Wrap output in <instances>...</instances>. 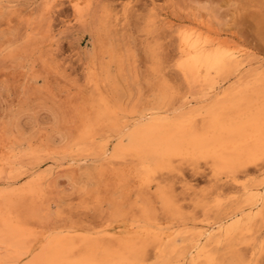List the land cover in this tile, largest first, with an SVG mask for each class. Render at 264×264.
Instances as JSON below:
<instances>
[{
    "label": "bare ground",
    "instance_id": "1",
    "mask_svg": "<svg viewBox=\"0 0 264 264\" xmlns=\"http://www.w3.org/2000/svg\"><path fill=\"white\" fill-rule=\"evenodd\" d=\"M11 1L0 0V25L7 28L13 26L12 13L8 15L5 8V3ZM88 2L90 0H72L73 10L81 12ZM23 20L29 24L32 21L30 18ZM105 25L103 18L94 31L101 48L103 65L99 67L94 59L87 65L88 82L92 84L94 94L86 95L80 91L78 98L68 101L67 106L72 108L70 119L57 114L58 122L64 126V131L59 135L62 140L68 139V144L55 147V138L42 135L38 143L30 142L27 149L22 151L24 143L29 140H23L20 134H11L8 127L0 130V176H10L14 179L12 184L23 181L18 187L0 188V264H151L153 257L166 256L164 252L166 245L168 249V240L175 238H172L174 233L171 228L188 221L183 215L184 205L177 197V189L181 190H178L180 194L184 192L190 196L186 199H190L189 204L194 206V210L210 209L211 204L205 197L208 192L203 193L202 197L191 191L192 173L203 171L216 185L220 182L231 183L233 186L229 188L235 187L230 190H237V187L245 190L247 206L221 220H207V227L197 233L193 242L195 245L183 254L181 264H186L188 257L192 259L191 264H249L238 251L231 253L229 258L217 257L209 248L208 241L216 236L217 230L224 232L228 240L238 233L244 234L261 216L264 179L258 184H249L248 177L252 175V170H264V71L252 72L245 81L244 73L241 78L243 82L238 76L237 80L240 81L230 88H223L221 84L214 86L217 79L223 76L222 73L228 75L253 60L249 58L248 61L243 50L237 49L238 45L224 38L216 39L215 34L213 38L211 34L208 35L209 32L206 34L196 26L195 29L190 27L187 28L190 30L185 29L177 34V67L188 83L198 81L207 86L209 84V87L206 86L209 90L206 100L216 97L213 98L215 101H205L206 105L202 103L201 107L198 98L200 108L197 102H194L195 107L191 106L198 108L194 113L173 118L168 113L174 112L177 107L172 110L167 108V93L161 90L153 106L141 112L129 111L113 92L114 87H111L114 86L110 80L111 70L115 65L122 67V58L115 48L105 44L100 33ZM38 48L33 34L28 33L25 44L14 49H10L5 40L0 44V54L7 51L12 59L27 60ZM203 96L205 99L206 92ZM128 116L134 121L126 119ZM115 139L118 143L113 145ZM109 154L107 165L98 170L95 188L82 191L85 208H98L105 202L109 205V219L94 225L92 231L86 230L83 225L72 224L60 231L52 230L48 221L44 220L50 202L49 186H45L50 181V174L40 173L28 180L30 175H24L23 170L17 167L18 162L25 159L37 162L44 157L52 160L55 156L69 157L73 162L85 159L87 157L82 156L87 155L93 159H105ZM187 171L192 174L190 178L185 173ZM171 176L181 179L177 184L180 188L175 186L177 181L175 184L166 183ZM227 184L225 186L228 187ZM221 190L224 188L220 187ZM215 191L217 193L218 188ZM217 201L221 205V200ZM214 204L212 207L216 206ZM176 241L173 247L171 245L173 249L176 248ZM160 260L156 261L157 264Z\"/></svg>",
    "mask_w": 264,
    "mask_h": 264
},
{
    "label": "rangeland",
    "instance_id": "2",
    "mask_svg": "<svg viewBox=\"0 0 264 264\" xmlns=\"http://www.w3.org/2000/svg\"><path fill=\"white\" fill-rule=\"evenodd\" d=\"M88 3L86 6L84 4L81 12L73 10L72 0H52V2L51 0H12L10 3H5L8 15L12 13L13 26L7 28V26L0 25V44L7 40L10 49H14L24 45L26 35L32 33L34 42L39 46L27 60L12 59L7 55V51L0 54V130L8 127L11 134H20L23 140H29L24 143L22 151L27 149L30 142L38 143L42 135H46L49 139L55 138V147L68 144L69 140H62L59 135L64 131V126L63 123L58 122V118L66 116L70 119L72 117V108L67 106L68 101L78 98L80 91L86 95L94 94L92 84L88 82L87 65L93 59L99 67L103 65L101 48L94 34L103 18H105L106 25L100 29V33L105 44L115 48L122 58V67L115 65L111 70L110 80L114 84L111 86L114 89H111L129 111L141 112L153 106L161 90L167 93L168 100L165 103L170 107L167 106V108L172 110L177 107L178 109H174L173 114L168 113L173 118L184 113H192L200 108V105L202 107V103L203 106L206 105L205 101L212 103L216 99L213 97L214 99L210 98L212 101L206 100L209 95L207 89L209 84L207 86L198 81H193V84L188 83L177 67L176 52L179 31L190 30L187 29L190 27L193 29L197 27L196 29L203 30L206 34L209 32L208 35L211 34L213 38L217 35L216 39L224 38L223 40L238 45L237 49L243 50L241 51L244 52V57L247 56L248 61L249 58L253 60L240 69L230 72L231 74L222 73L223 76L217 79L218 82L214 83V86L221 84L223 88L224 86L230 88L229 86L232 87L240 80L242 81L244 75L245 81L251 77L252 72L264 71V0H90ZM25 18L32 19L31 24L25 23L23 20ZM216 78L217 76L214 77V82ZM205 92L204 99L203 93ZM200 96H203L204 101ZM198 98L200 105L197 102ZM194 102L198 105L196 109L193 108L196 106ZM165 115L164 113L163 116ZM130 118L131 116H128L126 119L133 122L134 119ZM117 143L118 140L115 139L113 145ZM55 157L52 160L44 157L37 162H31L29 159L21 160L17 167L23 170L25 176L30 175L28 180L40 173L50 174V181H48L50 184L47 182L45 185L49 186L50 202L44 220L48 221L52 230L60 231L72 224L73 226L83 225L86 230L92 231L94 225L109 219V205L105 202L107 206L104 203L98 208L87 209L83 202L85 198L83 192L95 188L98 170L107 165L110 154L109 158L105 159L82 156L87 158L76 159L73 162L69 157ZM260 170L258 172L252 170V175L248 177L250 178L249 184L252 182L258 184L264 179V170ZM188 172H185L188 178L194 174L191 191H195L202 197L203 193L208 192L209 194L205 197H208L206 200L209 201L211 207L207 211L194 210V206L189 204L190 199H186L190 196L184 192L180 194V189L176 190L180 203L184 205L183 215L188 221L185 222L186 224L180 223V226L175 224L174 228H171L174 233L172 238H176L179 233L182 235H178L176 239L173 238L174 240H168V249L173 251L168 252L166 245L164 252L166 256L158 258L161 259L158 264H181L180 259L183 254L195 245L193 242L198 236L197 233L207 227L209 219L212 222L221 220L247 206L245 190L238 187V191L230 190L235 187H232L231 183L220 182L216 185L215 182H211L207 174V177L205 176L206 171L196 174ZM9 177L0 176L2 182H0V188H14L23 184V181L12 184L14 179ZM170 178L166 183L175 184L174 182L177 181L175 186L180 188L177 184H180L181 179L178 180V176ZM230 185L232 188H229ZM219 186L224 188L222 192ZM217 188L218 194L215 191ZM149 196L151 197L152 194ZM219 199L221 205L220 201H217ZM214 203L216 206L212 207ZM260 208L261 216H258L252 223L251 230L244 234L241 233L243 235L238 233L228 240L224 232L216 231L213 239L219 242L215 243L211 239L208 243L209 248L213 249L217 257L229 258L231 253L238 251L244 256L246 263L264 264V204L260 205ZM82 210H86V213ZM90 215L94 216L91 218ZM174 241H176L175 249L172 248ZM158 259L153 257L151 264H157ZM168 259L171 263H168ZM187 260L186 264H191V257Z\"/></svg>",
    "mask_w": 264,
    "mask_h": 264
}]
</instances>
